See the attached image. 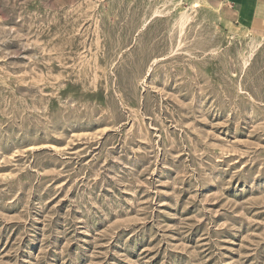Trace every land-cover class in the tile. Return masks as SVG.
Returning a JSON list of instances; mask_svg holds the SVG:
<instances>
[{"label": "rangeland", "instance_id": "374dc122", "mask_svg": "<svg viewBox=\"0 0 264 264\" xmlns=\"http://www.w3.org/2000/svg\"><path fill=\"white\" fill-rule=\"evenodd\" d=\"M0 264H264V37L224 0H0Z\"/></svg>", "mask_w": 264, "mask_h": 264}, {"label": "crops", "instance_id": "0c3cea01", "mask_svg": "<svg viewBox=\"0 0 264 264\" xmlns=\"http://www.w3.org/2000/svg\"><path fill=\"white\" fill-rule=\"evenodd\" d=\"M235 21L264 37V0H224Z\"/></svg>", "mask_w": 264, "mask_h": 264}]
</instances>
